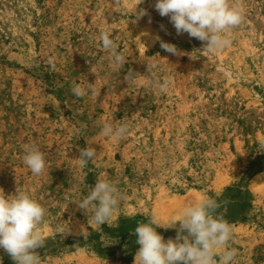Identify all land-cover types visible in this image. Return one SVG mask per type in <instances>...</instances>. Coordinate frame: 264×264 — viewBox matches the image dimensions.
<instances>
[{"label":"rangeland","instance_id":"1","mask_svg":"<svg viewBox=\"0 0 264 264\" xmlns=\"http://www.w3.org/2000/svg\"><path fill=\"white\" fill-rule=\"evenodd\" d=\"M137 3L0 0V195L23 191L46 209L45 243L34 250L40 264H133L135 229L147 216L166 223L204 196L232 225L233 264H264V0H231L244 19L216 53L178 35L156 0ZM102 31L126 58L119 71ZM152 62L158 67L148 72ZM167 78L166 92L148 84ZM74 84H91L96 95L78 98ZM105 122L128 124L127 138L101 136ZM25 145L43 153V174L24 164ZM85 148L97 155L80 168ZM98 179L123 196L101 226L76 202ZM156 231L165 241L177 235ZM0 264H15L3 249Z\"/></svg>","mask_w":264,"mask_h":264},{"label":"clouds","instance_id":"2","mask_svg":"<svg viewBox=\"0 0 264 264\" xmlns=\"http://www.w3.org/2000/svg\"><path fill=\"white\" fill-rule=\"evenodd\" d=\"M142 2L138 0L137 5ZM118 3L119 0H113L114 6ZM154 6L162 17H169L178 35L187 33L191 38L203 42L201 53H216L230 46L228 33L244 19L242 7L231 3V0H156ZM146 14L145 10L136 13L137 18ZM111 35L108 31H102L100 40L103 49L110 52L112 70L119 71L126 58L117 51ZM156 39L159 40V37ZM160 46L168 53L178 54L173 44L161 41ZM157 67L155 62L149 63L147 71L151 72ZM148 84L154 85L160 92H166L172 79L167 78L163 82L149 80ZM88 91L96 95L91 84L88 87L74 84L71 88L73 95L78 98H83ZM129 131L126 123L113 125L105 122L99 134L120 141L127 138ZM260 147L264 149V141H261ZM24 151L23 162L31 173L37 176L43 174L46 167L43 153L35 145H25ZM96 155L94 148L81 149L79 167L85 168L90 161L95 160ZM121 199L123 196L115 182L98 179L90 193L76 202L80 209L91 212L93 223L101 226L111 220ZM219 208L215 197L204 196L183 206L166 223L161 222L157 214H150L147 216L148 222L139 224L135 229L136 243L140 247L133 264H233L237 249L228 246L233 229L223 214L217 212ZM45 215L46 209L26 192H16L12 196L0 195V249L15 264H40L41 259L34 250L45 243L46 237L39 230ZM157 227L175 228L176 238L165 241L156 231ZM56 230L57 233L67 232L60 224Z\"/></svg>","mask_w":264,"mask_h":264}]
</instances>
